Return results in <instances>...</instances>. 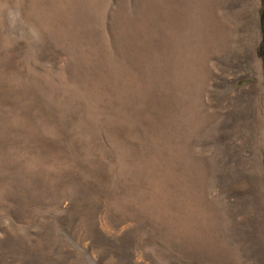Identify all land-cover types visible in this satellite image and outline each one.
<instances>
[{
  "label": "rangeland",
  "instance_id": "1",
  "mask_svg": "<svg viewBox=\"0 0 264 264\" xmlns=\"http://www.w3.org/2000/svg\"><path fill=\"white\" fill-rule=\"evenodd\" d=\"M0 264H264V0H0Z\"/></svg>",
  "mask_w": 264,
  "mask_h": 264
}]
</instances>
